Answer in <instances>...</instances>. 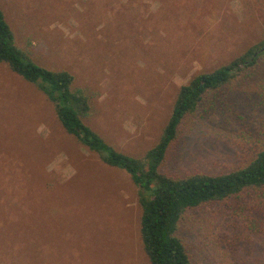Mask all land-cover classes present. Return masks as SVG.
<instances>
[{"label":"rangeland","instance_id":"obj_1","mask_svg":"<svg viewBox=\"0 0 264 264\" xmlns=\"http://www.w3.org/2000/svg\"><path fill=\"white\" fill-rule=\"evenodd\" d=\"M0 8L18 46L88 93L87 124L134 157L158 140L179 86L264 36V0H0ZM253 75L185 118L161 173L230 171L264 142V82ZM138 193L124 170L63 130L35 85L0 65V264H149ZM243 197L185 211L178 235L192 264H264V196Z\"/></svg>","mask_w":264,"mask_h":264},{"label":"trees","instance_id":"obj_2","mask_svg":"<svg viewBox=\"0 0 264 264\" xmlns=\"http://www.w3.org/2000/svg\"><path fill=\"white\" fill-rule=\"evenodd\" d=\"M2 64L44 94L67 134L96 154L105 165L124 170L130 176L139 191V234L149 264H192L185 243L178 235L186 210L231 199L244 202V193L252 189L264 196V142L253 147L246 161L230 171L171 176L159 170L186 117L200 109L206 111L205 105L212 96L231 84L250 79L252 74L264 82V36L230 60L211 71L193 74L188 82L179 86L158 140L142 157L119 151L87 124L92 109L88 93L74 87V76L69 71L44 67L29 50L18 46L14 31L0 8ZM256 207L261 211L258 204Z\"/></svg>","mask_w":264,"mask_h":264}]
</instances>
